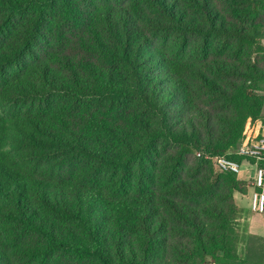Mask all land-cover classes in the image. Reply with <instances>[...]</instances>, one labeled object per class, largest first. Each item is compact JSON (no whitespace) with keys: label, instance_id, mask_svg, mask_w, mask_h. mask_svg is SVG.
I'll return each instance as SVG.
<instances>
[{"label":"trees","instance_id":"trees-1","mask_svg":"<svg viewBox=\"0 0 264 264\" xmlns=\"http://www.w3.org/2000/svg\"><path fill=\"white\" fill-rule=\"evenodd\" d=\"M58 1L0 0V264H7L4 243L14 257L41 262L63 252L92 264H264L262 238L248 234L245 258L230 249L234 194H245L247 184L213 172L209 160H242L228 151L240 145L248 120L263 118L264 62L242 68L215 59L206 71L188 73L168 56L192 38L205 53L217 40L237 58L251 49L264 55V41L248 29L264 18V0H223L231 22L218 0L122 3L101 20L99 34L109 44L100 38L97 48L121 64L120 73L89 66L77 72L58 49H43L48 12ZM72 15L66 11L62 21L76 29ZM181 72L200 84L201 102H187ZM127 99L146 118L133 144L109 124L92 125L93 117L82 127L68 107ZM36 103L55 107L14 110ZM77 162L89 167V188L53 180V172ZM42 163L49 170H39ZM20 236L43 245L20 247Z\"/></svg>","mask_w":264,"mask_h":264},{"label":"rangeland","instance_id":"rangeland-1","mask_svg":"<svg viewBox=\"0 0 264 264\" xmlns=\"http://www.w3.org/2000/svg\"><path fill=\"white\" fill-rule=\"evenodd\" d=\"M128 0H59L53 10L48 12L50 30L46 32L47 40L43 39V49L47 48L58 49L62 54L67 56L70 60L72 68L77 72L82 71L83 66L94 67L105 72L110 70H115L118 73L123 71L121 64L116 66L115 60L110 59L106 52H102L99 49L100 38L104 40L106 44H109V37L106 34L100 36L101 20L105 17L111 18L114 16L122 3L127 2ZM220 15L223 16L228 22L229 18L227 17V5L225 1L218 0L215 4ZM71 10L73 15L78 19L77 28L73 29L68 27L66 22L62 21V15L66 11ZM76 13H81L77 16ZM5 12L0 9V20L4 17ZM70 20V16H68ZM21 18L19 17L16 20V23L19 25ZM60 27L63 30V35L58 36L56 34L57 28H52V25ZM15 26H17L15 24ZM248 29H253L255 32H258L259 39L264 41V18H256L253 21L248 23ZM52 28V29H51ZM14 31V29H12ZM136 31V30H134ZM95 32L97 34L95 35ZM136 36V34L134 33ZM2 41L3 38H2ZM5 42V41H4ZM46 46V47H45ZM169 58L177 64L183 65V68L188 73L193 71H206V66L208 62L218 59L225 62H235L242 68L244 64L246 65H261L264 62V55L258 52V50L251 49L244 53L243 56L237 58L230 47H227L225 50L221 49L220 43L217 40H213L210 43L207 53L202 52L199 48V39L192 38L189 40L185 48L175 51H170L168 53ZM237 58V59H236ZM64 63V60L62 59ZM264 66V63H263ZM60 74L65 73V69L62 67L58 68ZM188 73H182V90L185 93L187 102L189 104H196L201 102L203 99V89H201L200 84L191 79ZM264 92H260L263 94ZM62 104H67L64 101H60ZM55 107L52 104L40 105L36 103L34 107H21L18 106L14 108L15 111L19 110H48L47 108ZM70 109V115L79 122L82 127H85V124L88 123V120L93 117V124L103 126L104 124H109L112 131L117 132V134L129 140L132 144L134 138L139 136L141 132V127L144 126L146 118L142 113V109L137 106L135 100L127 99L120 106H108L99 101H93L85 104L71 105L68 106ZM262 119L264 120V109L262 110ZM90 131V135L87 137L90 141H96L97 137H94L92 134V128H87ZM164 145L160 146V151L163 150ZM237 147L230 149L229 152L234 153L237 150ZM213 167V166H212ZM48 168V163H42L39 166V170H45ZM88 166H81L77 163H69L62 170H58L52 173L53 180L60 181L63 184H69L75 182L82 188H89L93 182L91 176L85 173V170H88ZM213 172L214 169L212 168ZM81 173V174H80ZM81 175V177H80ZM246 217L247 214H243L237 209L235 217L230 223V228L226 233L228 239V244L230 249L234 254H237L240 258H245V248L251 244V240L248 238L246 232ZM20 247L23 245L27 246H38L43 245V241L34 236L21 237L20 242L18 243ZM2 250L6 253L4 257V262L7 264H92L89 261L75 258L63 252H53L48 259L41 262L40 259L29 260L25 257L16 258L14 257L13 248L4 243L2 245Z\"/></svg>","mask_w":264,"mask_h":264},{"label":"built area","instance_id":"built-area-1","mask_svg":"<svg viewBox=\"0 0 264 264\" xmlns=\"http://www.w3.org/2000/svg\"><path fill=\"white\" fill-rule=\"evenodd\" d=\"M259 130L255 133L250 120L247 121L240 141V145L233 153L242 158L241 161L219 155L209 158L213 169L217 173H231L237 177L243 173L246 162L252 169V174L244 176L247 188L250 190L249 207L253 213L264 215V120H256Z\"/></svg>","mask_w":264,"mask_h":264},{"label":"crops","instance_id":"crops-1","mask_svg":"<svg viewBox=\"0 0 264 264\" xmlns=\"http://www.w3.org/2000/svg\"><path fill=\"white\" fill-rule=\"evenodd\" d=\"M259 127L260 126L258 122H253L251 124V128L255 133L259 130ZM242 164H243V173L240 176H238V178L245 182L244 176H247V174L249 173L252 174L253 169L244 161L242 162ZM249 194H250V190L248 188L245 194L235 193L234 201L240 212H243V214H247L246 217L247 234L264 239V215L253 213L250 210Z\"/></svg>","mask_w":264,"mask_h":264}]
</instances>
